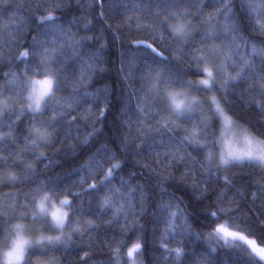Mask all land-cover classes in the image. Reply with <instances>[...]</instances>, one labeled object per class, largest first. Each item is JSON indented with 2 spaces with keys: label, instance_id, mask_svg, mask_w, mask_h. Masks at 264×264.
Returning a JSON list of instances; mask_svg holds the SVG:
<instances>
[{
  "label": "snow or ice",
  "instance_id": "6c2138e0",
  "mask_svg": "<svg viewBox=\"0 0 264 264\" xmlns=\"http://www.w3.org/2000/svg\"><path fill=\"white\" fill-rule=\"evenodd\" d=\"M149 254L264 264V0H0V264Z\"/></svg>",
  "mask_w": 264,
  "mask_h": 264
},
{
  "label": "trees",
  "instance_id": "16d2710c",
  "mask_svg": "<svg viewBox=\"0 0 264 264\" xmlns=\"http://www.w3.org/2000/svg\"><path fill=\"white\" fill-rule=\"evenodd\" d=\"M21 2H23V0H21ZM82 2L87 5L88 3V0H82ZM207 10H211V9H207ZM96 11H99V8L96 9ZM59 15V13H58ZM92 17L89 16V19H91ZM118 19V18H117ZM117 19H113V20H110L109 23H113L115 24L117 22ZM133 38H143V34L140 33V34H137L136 36H134ZM29 39H31V37H29ZM119 50H120V46L119 44H117L115 47H113L110 51V54H109V58L112 62V72H111V79L112 80H116L117 78V69L119 68L120 66V56H119ZM135 50V49H133ZM118 86V85H117ZM56 159H59V157H57ZM81 161H77L76 163H80ZM75 165L74 164H69L65 169H61L59 167L55 168L54 171L55 172H61V171H66V170H69L71 167H74ZM41 167H43V165H41ZM91 182V181H90ZM78 189H73V191H76ZM4 191H7V189H4ZM170 246H176L175 244H172ZM203 247H206V245H204L202 242H201V249ZM201 249H198L201 250ZM86 250V249H85ZM156 255H160L159 252L156 253ZM221 255V258H224L225 256V253L222 251L220 253ZM106 257L103 256V255H100V254H97L95 256H93V260H102V259H105ZM138 259H143L145 261V264H155V261L152 260V257L151 255H146V256H143V257H138Z\"/></svg>",
  "mask_w": 264,
  "mask_h": 264
}]
</instances>
